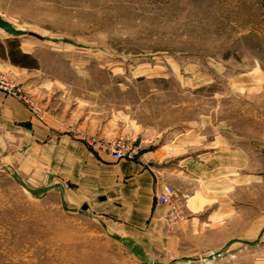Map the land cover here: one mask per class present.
I'll return each mask as SVG.
<instances>
[{"label":"rangeland","instance_id":"rangeland-1","mask_svg":"<svg viewBox=\"0 0 264 264\" xmlns=\"http://www.w3.org/2000/svg\"><path fill=\"white\" fill-rule=\"evenodd\" d=\"M0 20L28 33L0 28L5 45L38 60L15 80L0 76L55 140L97 147L115 162L181 137L172 164L198 162L218 147L255 151L261 186L231 193L248 205L257 200L264 223V0H0ZM212 126L225 141H213ZM201 132L208 136L192 142ZM117 149L125 152L119 161ZM15 153L0 149V264H82V215L91 214L78 191L79 150L62 173L48 159L31 166ZM166 207L174 226L182 217L176 196ZM102 247L120 251L105 237Z\"/></svg>","mask_w":264,"mask_h":264},{"label":"crops","instance_id":"crops-1","mask_svg":"<svg viewBox=\"0 0 264 264\" xmlns=\"http://www.w3.org/2000/svg\"><path fill=\"white\" fill-rule=\"evenodd\" d=\"M13 43L0 41V74L16 79L37 68L38 60L31 51ZM10 50L21 53L19 59L26 65L12 63ZM212 132L213 141L220 137L225 141L222 135L214 134L215 126ZM189 136L193 142L195 137L204 140L208 135ZM182 141L186 139L177 138L174 146L115 162L97 147L91 150L68 138L55 140L51 129L28 106L0 91V149L16 151L15 158L22 163L30 160L31 166L36 161L40 167L42 160L48 159L52 171L59 173L66 167L64 159L70 158L71 150L80 152L76 167L82 163V187L78 191L82 193V209L91 214L82 215L86 224L82 226V264H98L91 256L102 257L106 264H264L262 210H257V200L248 205L245 199L232 198L231 193L261 186L257 153L214 146L215 153H207L198 162L192 159L172 164ZM253 158L254 167L248 175V161L252 165ZM77 174H81L80 169ZM164 186L176 192L182 217L174 226L167 219L170 209L156 202ZM71 194L76 196L69 190ZM233 226H238L237 233ZM103 237L120 251L103 250ZM234 246L239 252L232 259ZM214 255L217 257L211 259Z\"/></svg>","mask_w":264,"mask_h":264},{"label":"built area","instance_id":"built-area-1","mask_svg":"<svg viewBox=\"0 0 264 264\" xmlns=\"http://www.w3.org/2000/svg\"><path fill=\"white\" fill-rule=\"evenodd\" d=\"M0 91L10 96L17 97L18 99H24L21 90L14 85L9 79L0 76ZM124 150L117 149L113 152V157L116 161L121 160L124 157ZM176 196L175 190L170 186H164L162 190L156 196V202L162 206H171Z\"/></svg>","mask_w":264,"mask_h":264},{"label":"water","instance_id":"water-1","mask_svg":"<svg viewBox=\"0 0 264 264\" xmlns=\"http://www.w3.org/2000/svg\"><path fill=\"white\" fill-rule=\"evenodd\" d=\"M0 28L13 36H26L28 34L22 30H17L10 23L4 20H0Z\"/></svg>","mask_w":264,"mask_h":264},{"label":"trees","instance_id":"trees-1","mask_svg":"<svg viewBox=\"0 0 264 264\" xmlns=\"http://www.w3.org/2000/svg\"><path fill=\"white\" fill-rule=\"evenodd\" d=\"M19 54H21V53H15V52H13L12 50H10V52H9V58H10V60L12 61V63H14V64H16V65H26L25 63H22L21 61H20V59H19ZM21 56H23V57H27V56H25V55H21Z\"/></svg>","mask_w":264,"mask_h":264}]
</instances>
